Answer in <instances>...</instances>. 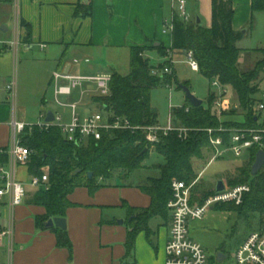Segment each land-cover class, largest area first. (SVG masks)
Here are the masks:
<instances>
[{
    "label": "trees",
    "instance_id": "16d2710c",
    "mask_svg": "<svg viewBox=\"0 0 264 264\" xmlns=\"http://www.w3.org/2000/svg\"><path fill=\"white\" fill-rule=\"evenodd\" d=\"M258 11H264V0H252V13ZM91 12L92 1L86 6H78L75 14L89 15ZM234 14L233 0H212L210 28L201 23L190 24L179 13L173 18L171 51H193L199 63L200 74L210 83L218 80L223 87L234 90L245 120L221 121L220 116L213 110L216 100L214 92L209 94L208 107L204 104L194 107L187 99L182 106L171 109L173 124L187 128L188 131L183 136H179L176 131L167 135L161 134L160 142L155 145L154 151L163 156L164 163L153 166L158 170V175L148 176L144 183L138 185L151 197V204L140 208L124 205L129 214L126 221L129 226L126 241L129 255L133 253L137 235L143 230L148 231L152 218L161 216L171 220L168 204L172 198V182L180 180L191 184L198 176L194 160L202 158L205 152L213 156L208 129L213 130V136H222L228 144L232 131L259 129L264 126L259 123L260 113L255 107L254 98L264 76V48L255 49L263 57L254 67L242 68L241 60L248 51L238 46L245 34L233 29ZM21 25L26 27L25 40L28 41L32 34L31 27L22 21ZM166 50L162 43H153L150 48L133 47L129 74L112 72L110 94L95 99L100 108H106L109 115L127 118L135 126L159 124L158 111L153 112L152 91L174 82L180 89L183 85L189 87L188 82H179L174 63H170L169 59L152 64L151 59L145 56L147 51H156L158 56H163ZM166 67L172 69L171 73L162 71ZM154 70L158 73L155 74ZM43 102L46 103L45 100ZM230 112L237 113V108H232ZM21 142L32 152L28 166L30 175L41 176L45 173L44 169L49 175L50 189H38L32 198L33 203L46 209L44 215L37 216L36 225L39 229L54 230L58 245L67 248L71 255L73 244L67 232L57 227H47L48 221L55 217H65L66 210L71 206L68 196L75 188L86 186L94 193L102 185L101 181L114 175L130 178V175L145 167L143 163L152 148L144 132L140 130H115L105 133L100 140L79 144L66 140L60 128L55 125L47 130L37 125L32 129L26 128L21 134ZM259 150L258 146L248 149V163L236 168V175L229 181L234 186H250V191L244 194L242 203L224 202L220 208L234 210L247 219L258 218L259 226L263 225L264 228V167L255 177L251 175V168ZM5 159L6 157L2 158ZM194 194L193 187L192 203Z\"/></svg>",
    "mask_w": 264,
    "mask_h": 264
},
{
    "label": "crops",
    "instance_id": "0c3cea01",
    "mask_svg": "<svg viewBox=\"0 0 264 264\" xmlns=\"http://www.w3.org/2000/svg\"><path fill=\"white\" fill-rule=\"evenodd\" d=\"M90 1L91 14H75L78 6H86ZM8 3L15 8L14 0ZM233 3L232 27L235 31H242L249 26L253 15L252 0H233ZM177 6L178 0H19V24L17 19L16 24L20 44L17 47L0 46V52H7V55L13 52L16 57L21 54L28 59L30 51L37 47V53L32 55L36 65L50 63L56 66V70L80 73L117 72L108 68V63H118L122 55L130 58L133 47L162 43L172 57L180 52L171 51L172 31H165L166 25L178 14ZM186 8L188 23L197 24L199 20L206 28L212 26V0H186ZM21 21L31 27L28 41L25 40L26 27L21 25ZM2 29L8 31L6 26ZM246 32L244 30L243 34ZM174 69L177 74L175 66ZM186 82L190 88V82ZM5 86L0 89V147L8 148L13 136L11 120L14 106ZM212 92L216 96L220 94L219 89ZM228 93L223 97L232 104ZM79 98L76 93L68 100L77 101ZM231 107L237 108L233 104ZM94 109L86 99L79 112L84 114ZM57 111L62 113L65 121H69V110ZM226 112L230 113V110ZM241 116L243 119L238 122L245 120L244 115ZM159 124L167 125L160 120ZM29 176V168H19V177L27 185ZM101 184L94 193L86 186H79L68 196L71 206L64 218L67 222L65 231L73 244L72 255L67 248L58 245L54 230L37 227L36 218L44 215L46 209L32 202L36 189L27 186L25 202L13 210L6 201L1 202L0 226L13 227L11 264H165L170 218H152L148 231L143 230L137 235L133 253L129 255L126 246L129 214L124 205L148 207L151 197L138 186L140 183L124 182L119 177L110 182L101 181ZM218 255L221 261H218ZM218 255L215 264H224L225 254L220 252ZM7 258L6 248L2 247L0 264H7Z\"/></svg>",
    "mask_w": 264,
    "mask_h": 264
},
{
    "label": "built area",
    "instance_id": "2783aa9c",
    "mask_svg": "<svg viewBox=\"0 0 264 264\" xmlns=\"http://www.w3.org/2000/svg\"><path fill=\"white\" fill-rule=\"evenodd\" d=\"M5 1V0H1ZM17 11V23L19 24V0H14ZM177 13L187 20L186 0H178ZM173 30V20L166 25L165 31ZM20 44L19 35L12 45L17 47ZM187 62L193 71L199 72V63L193 51L186 52ZM163 72L171 73L172 69L166 67ZM154 73H158L154 70ZM112 73H80L72 70H56L52 75L53 101L60 109L70 111L69 121H65L60 111H53L54 121L36 124L41 129H49L52 125L58 126L62 135L69 142L86 144L90 140H100L105 133L115 130H140L152 148L161 140V134L167 135L176 131L179 136L187 133L188 129L176 127L172 122L170 114L167 125H132L131 122L120 116L109 115L106 108H98L81 114L79 108L81 103L92 96H108L110 94V83ZM16 81L6 84L5 89L9 100L13 102L14 114L11 120L13 131L12 142L8 148L0 147V203L6 201L11 210L25 202L28 187L36 190L50 189L49 175L47 172L41 176L30 175L28 185L19 177V168L28 169L31 159V150L22 144L21 134L26 128L32 129L34 125H28L25 121L16 116ZM212 85L219 89V96H216L214 106L219 113L232 109L229 101L224 99L227 88L223 87L218 80ZM79 94L77 101H64L63 97H71ZM264 110V103H261L257 111ZM223 130V129H221ZM210 142L213 148L211 161L221 157L226 151H232L236 156L242 155L253 146L264 150V126L259 129L234 130L227 144L222 136H213V130L208 129ZM6 157L5 160L2 158ZM194 184H186L180 180L172 182V198L168 207L171 215L170 237L166 245L165 264H209L210 258L205 248L193 240L189 235L190 220L202 219L206 211L215 203L235 202L241 204L245 193L250 191L248 184H239L232 189H226L221 193H215L203 204L192 203L191 190ZM6 248L7 259L11 264L13 254V227L0 226V249ZM237 264H264V231H253L235 253Z\"/></svg>",
    "mask_w": 264,
    "mask_h": 264
},
{
    "label": "rangeland",
    "instance_id": "374dc122",
    "mask_svg": "<svg viewBox=\"0 0 264 264\" xmlns=\"http://www.w3.org/2000/svg\"><path fill=\"white\" fill-rule=\"evenodd\" d=\"M16 17V8L11 7L8 2H0L1 47L13 45L16 42L19 35ZM2 26H6L8 31H4ZM244 30H247V32L244 38L238 42V46L248 52L244 53L241 66L243 69H250L263 57L255 49L264 48V11L254 12L249 26L242 29L241 32L243 33ZM37 51V47L30 51L29 60L23 58L21 54L16 57L13 52L8 55L7 52H0V89L8 83L16 81V116L18 119H24L28 125L44 122L49 111L60 109L53 101V87L50 85L52 75L57 68L50 63L36 65L37 63L32 60L35 57L32 55L36 54ZM146 57L151 59L152 64H157L165 58L169 59L170 63L173 62L178 72L179 82L189 81L192 93L199 99L204 100L205 107L209 106V94L212 91H217L218 88L214 87L200 72L193 71L189 67L186 52H176L172 57L167 50L163 53V56H158L156 53L150 54L148 51ZM107 67L127 75L130 72V58L127 55H122L118 63H114V65L108 63ZM227 91L231 103L237 106V113L223 112L221 114L216 110L217 107H214L213 110L220 116L221 121H241L243 119L241 114L244 112L238 97L232 88L228 87ZM99 97L102 96L89 98L90 105L96 109L100 108V105L95 101ZM254 98L256 99L255 107L257 109L261 103H264V76L260 80V89ZM44 99L49 102L44 103ZM62 100L69 101L67 97H63ZM151 102L152 106L158 111L160 122L167 124L171 107H179L185 103V92L183 89L178 88L174 82L168 86L155 88L151 93ZM259 113V121L264 124V110L259 111ZM211 157L205 152L202 158L194 160V167L198 176L191 184H194V203L196 204L205 203L208 198L216 193V185L219 180L225 183L226 189H232L234 185L229 183L230 178L236 175V168L248 163L249 153L244 152L242 155L236 156L232 151H226L214 161H211ZM162 163H164L163 156L151 148L150 154L143 163L145 167L136 171L132 176L130 175V178L126 179L122 175H114L103 182H110L117 177H122L124 182L144 183L148 176L158 175V170L153 166ZM43 171L46 172L47 170L44 169ZM222 204L224 202L213 204L202 219L190 220L189 235L205 248L210 258L209 264H215L217 255L220 252H223L226 256L224 264H237L234 256L238 246L251 232L263 231L264 228L263 225L259 226L258 218L247 219L234 210L221 209ZM7 264H10L9 259H7Z\"/></svg>",
    "mask_w": 264,
    "mask_h": 264
},
{
    "label": "water",
    "instance_id": "95a60500",
    "mask_svg": "<svg viewBox=\"0 0 264 264\" xmlns=\"http://www.w3.org/2000/svg\"><path fill=\"white\" fill-rule=\"evenodd\" d=\"M200 21L198 20V23ZM182 89L183 91L185 92L186 96H187V99L189 100V102L194 106V107H199L201 105H203V100L202 99H199L198 97H196L191 89L186 86V85H183L182 86ZM153 112H157V109L154 108L153 109ZM46 121L47 122H53L54 121V114H53V111H49L47 113V118H46ZM264 167V150L261 149L258 151L257 155H256V159H255V162L253 163L252 165V168H251V175L253 177H255L259 171L262 170V168ZM89 176L91 177L92 176V173L89 174ZM226 186H225V183L222 181V180H219L217 185H216V192L217 193H221L225 190ZM120 223H123V221L121 220ZM54 226H57L63 230H65L67 228V222H66V219L64 217H55V218H52L48 221L47 223V227H54ZM218 261H221V259L219 258V255H218Z\"/></svg>",
    "mask_w": 264,
    "mask_h": 264
}]
</instances>
